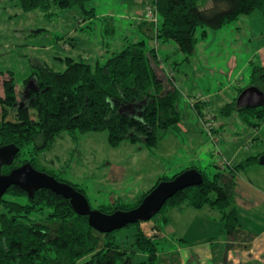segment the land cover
I'll return each mask as SVG.
<instances>
[{"label":"trees","instance_id":"1","mask_svg":"<svg viewBox=\"0 0 264 264\" xmlns=\"http://www.w3.org/2000/svg\"><path fill=\"white\" fill-rule=\"evenodd\" d=\"M18 1L21 10L29 12L46 10L51 5L68 9L74 5L82 6L86 0ZM145 1L155 7L158 22L140 23L143 35L150 40L174 41L185 61L195 51L198 27L205 28L202 30L204 36L206 28L219 29L255 11L264 17V0H211V6L205 9L199 8L197 0ZM64 62L65 69L57 72L43 62L33 61L31 73L22 86L24 88L33 79L36 90L29 91L25 104L18 101L12 77L1 82L0 146L13 143L19 148L13 163L2 166L1 173L6 174L28 162L35 169L62 181L43 167L37 168L38 154L51 147L62 132L76 138L87 132L106 131L111 147L127 140L140 142L151 150L167 130L183 118L179 109L181 93L173 79L165 75L155 48L146 49L145 40L126 44L103 64L90 65L72 58H66ZM249 79V85L264 92V66L253 64ZM241 90L238 89L237 95ZM235 99L221 106L220 114L237 113L244 124L258 127L264 118V105L238 109ZM130 104L141 106L134 108L141 117H127L119 112L121 106ZM201 106L199 102L191 106L198 116L202 114ZM262 153L237 165H229L211 177L197 169L202 174V183L177 191L157 214L166 221L165 211L169 208L186 205L194 209H211L219 213L225 233L231 235L238 226L234 176L240 170L258 164V156ZM176 175L159 177L134 203L115 199L100 205L98 210L111 213L136 207L158 182ZM70 185L85 195L83 189ZM140 223L99 233L88 225L86 216L77 215L69 201L61 196L45 189L28 195L17 186H10L0 202V264H158V243L144 234ZM129 227L133 228L130 235L117 239L118 233ZM127 243L130 249L125 247ZM129 252L132 257L140 255L141 259L134 262Z\"/></svg>","mask_w":264,"mask_h":264},{"label":"rangeland","instance_id":"2","mask_svg":"<svg viewBox=\"0 0 264 264\" xmlns=\"http://www.w3.org/2000/svg\"><path fill=\"white\" fill-rule=\"evenodd\" d=\"M140 1L86 0L82 6L68 9L51 5L46 10L23 12L18 0H0V92L1 82L12 77L21 104L26 102L19 97L26 88L23 80L30 75L33 61L43 62L57 72L65 69L66 58L103 64L112 53L140 40H145L147 50L155 48L165 75L173 79L181 93V122L192 128L189 135L178 134L181 146L171 144L173 128L151 150L140 142L127 140L111 147L106 131L87 132L76 138L62 132L51 147L38 154L37 168L43 167L65 183L83 189L94 210L117 197L134 203L156 183L157 173L179 163L184 155L193 157L192 161L211 177L227 168V163H240L264 150V118L254 128L244 124L236 113L223 116L219 112L221 106L237 96L238 89L249 86L253 63L264 65V17L257 16L252 22L250 15L241 16L219 29L206 28L204 36L205 28L198 27L195 51L185 61L174 41L150 40L139 30L140 12L146 6L139 5ZM197 5L208 8L211 0H197ZM30 83L35 87L33 79ZM196 100L211 117L209 134L189 105ZM260 210H264V204ZM159 217L160 214L154 215L150 221L162 229ZM189 220L191 215L172 216L177 234L180 224ZM132 231L130 227L122 229L117 239ZM168 237L155 239L160 253L170 246ZM125 247L130 249L129 243ZM129 254L134 262L141 259L140 255Z\"/></svg>","mask_w":264,"mask_h":264},{"label":"crops","instance_id":"3","mask_svg":"<svg viewBox=\"0 0 264 264\" xmlns=\"http://www.w3.org/2000/svg\"><path fill=\"white\" fill-rule=\"evenodd\" d=\"M139 3V5L144 4L145 6L149 2L141 0ZM140 16L141 19L137 23V27L146 21L144 11L140 12ZM257 16L262 15L260 13L251 14V21H256ZM156 56L158 59L157 54ZM158 60L160 62L161 59ZM201 108V111H204L203 104ZM195 114L197 115V113ZM240 120L242 121L241 118ZM183 123L180 121L173 128L175 134L171 138V144L174 143L176 147L182 145L178 134L189 135L192 131L189 125ZM193 159V157L184 155L179 163L157 173L156 178L167 176L169 174L167 172H171L173 176L189 168L203 171L200 165L192 161ZM199 160L203 161L201 158ZM233 190L234 203L238 212V226L231 235L225 233L219 213L207 208L194 209L186 205L180 208H169L165 211L166 221L162 215L159 217L162 229H159L150 220L141 222L140 228L146 236L155 239L169 236L170 246L167 249L164 248L163 252H159L158 264H264V210H260V205L264 204V166L254 164L236 173ZM116 199L121 198L117 197ZM176 214L184 218L192 216V220L180 224L181 231L178 234L176 233L178 232L177 228H174L171 222L172 216ZM171 233L177 235L172 237Z\"/></svg>","mask_w":264,"mask_h":264},{"label":"water","instance_id":"4","mask_svg":"<svg viewBox=\"0 0 264 264\" xmlns=\"http://www.w3.org/2000/svg\"><path fill=\"white\" fill-rule=\"evenodd\" d=\"M27 88L28 85L24 89L25 94H28ZM34 90H36V86ZM19 97L21 100L23 99L22 96L19 95ZM235 105L238 109L260 107L264 105V92L254 85H249L236 96ZM134 108L139 109L141 106L139 104L121 106L119 112L127 117H141L140 112L135 113ZM18 151L19 148L13 143L0 146V202L10 186H17L28 195H32L39 189L49 190L68 200L73 211L77 215L86 216L88 225L99 233H109L128 224L149 221L160 211L166 200L177 191L198 186L203 181L202 174L196 168L185 169L170 180L158 182L136 207L104 213L92 209L86 196L75 190L70 184L35 169L28 162L11 169L6 174L1 173V167L10 166ZM257 162L258 165L264 166V153L258 156Z\"/></svg>","mask_w":264,"mask_h":264},{"label":"built area","instance_id":"5","mask_svg":"<svg viewBox=\"0 0 264 264\" xmlns=\"http://www.w3.org/2000/svg\"><path fill=\"white\" fill-rule=\"evenodd\" d=\"M144 18H145L146 21L152 22L154 24H156L158 22L157 12L155 10V7L151 3H148L145 6ZM198 101H200V100H196L195 102H198ZM193 104H190V105L192 106ZM210 118L211 117H210V115L208 114L207 111H202L201 116H199V121L201 122V124H203V126H204L207 134H209L210 133V130H211V121H210ZM229 165L230 164L227 163V166H229Z\"/></svg>","mask_w":264,"mask_h":264},{"label":"flooded vegetation","instance_id":"6","mask_svg":"<svg viewBox=\"0 0 264 264\" xmlns=\"http://www.w3.org/2000/svg\"><path fill=\"white\" fill-rule=\"evenodd\" d=\"M27 85H28V88H27V89H28V94H25V92H24V93H23V96H22L23 99H27V97H28V95H29V91H30V90H34V85H32V83L29 82ZM27 85H26V86H27Z\"/></svg>","mask_w":264,"mask_h":264}]
</instances>
